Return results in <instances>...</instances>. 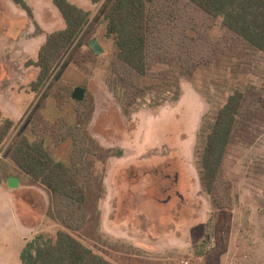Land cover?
I'll list each match as a JSON object with an SVG mask.
<instances>
[{"label":"rangeland","instance_id":"1","mask_svg":"<svg viewBox=\"0 0 264 264\" xmlns=\"http://www.w3.org/2000/svg\"><path fill=\"white\" fill-rule=\"evenodd\" d=\"M109 1L90 9L47 85L19 97L22 118L0 145V264H24L27 243L40 233L55 240L61 229L115 264H264V52L189 0H155L140 76L125 68L107 35ZM92 39L103 53L93 52ZM76 87L86 89L81 102L72 98ZM235 91L246 99L216 200L203 154ZM22 134L44 138L74 168L87 192L81 208L11 165ZM118 165L127 167L114 174ZM11 177L18 188L9 187ZM177 177L180 193L169 197Z\"/></svg>","mask_w":264,"mask_h":264},{"label":"trees","instance_id":"2","mask_svg":"<svg viewBox=\"0 0 264 264\" xmlns=\"http://www.w3.org/2000/svg\"><path fill=\"white\" fill-rule=\"evenodd\" d=\"M32 16L26 0H13ZM100 4L104 0H91ZM155 0H110L105 8L106 32L114 39L118 58L125 68L140 76L147 73L149 2ZM212 17L221 18L225 26L264 52V0H190ZM65 21V27L47 36L38 52L37 60L28 66L39 68L31 88L40 92L49 82L60 55L68 50L86 27L92 15L71 0H53ZM241 91L231 94L219 109L212 132L208 135L203 154V170L208 193L217 200L216 187L238 116L245 102ZM1 117V116H0ZM15 128V122L6 117L0 119V145H3ZM12 162L34 183L50 190L69 206L81 208L87 200V192L74 168L57 160L44 138H31L22 134L12 145ZM21 216V215H20ZM22 218V217H21ZM67 223L68 228L73 225ZM21 258L24 264H115L78 239L68 230H59L55 240L45 233L36 235L25 246Z\"/></svg>","mask_w":264,"mask_h":264},{"label":"crops","instance_id":"3","mask_svg":"<svg viewBox=\"0 0 264 264\" xmlns=\"http://www.w3.org/2000/svg\"><path fill=\"white\" fill-rule=\"evenodd\" d=\"M71 1L86 10L96 5L87 0ZM26 2L31 8L32 16L13 0H0V74L4 77H0V115L2 118L12 119L15 123L23 115L18 107L19 97H22L23 91L37 94L29 85L36 79L39 68L34 65L28 66L27 62L37 60L38 52L50 33L65 27L62 14L53 0H26ZM122 164L124 165L125 162ZM11 165L16 166L12 160ZM126 167L121 168V165H118L114 168V174ZM29 179L32 180L30 176ZM17 215L21 224L32 229L24 224L18 207ZM134 244V248H144L141 244Z\"/></svg>","mask_w":264,"mask_h":264},{"label":"water","instance_id":"4","mask_svg":"<svg viewBox=\"0 0 264 264\" xmlns=\"http://www.w3.org/2000/svg\"><path fill=\"white\" fill-rule=\"evenodd\" d=\"M89 46H90V48L93 50V52L96 55L101 54V53L104 52V48H103V46L101 45V43L99 42L98 39H92L90 41V43H89ZM85 95H86V89H84L82 87H76L74 89L72 98L75 101L81 102V101H83L85 99ZM19 182H20L19 179L15 178V177H11L8 180V185L11 188H18L19 187Z\"/></svg>","mask_w":264,"mask_h":264},{"label":"flooded vegetation","instance_id":"5","mask_svg":"<svg viewBox=\"0 0 264 264\" xmlns=\"http://www.w3.org/2000/svg\"><path fill=\"white\" fill-rule=\"evenodd\" d=\"M178 181L179 180H178V177H177L175 182H172L170 184V186H167V189L170 190V196L169 197H172L176 193V191H177V193H180L179 190H177V185H179Z\"/></svg>","mask_w":264,"mask_h":264}]
</instances>
